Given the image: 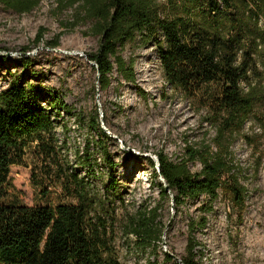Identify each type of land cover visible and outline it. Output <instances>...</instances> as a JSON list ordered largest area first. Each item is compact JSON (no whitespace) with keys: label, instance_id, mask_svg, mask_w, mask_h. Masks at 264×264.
<instances>
[{"label":"trees","instance_id":"16d2710c","mask_svg":"<svg viewBox=\"0 0 264 264\" xmlns=\"http://www.w3.org/2000/svg\"><path fill=\"white\" fill-rule=\"evenodd\" d=\"M37 3L0 0L1 7L19 15ZM58 3L59 8L77 11L78 19L89 23L98 38V50L88 60L101 91L109 88L114 75L133 84L134 61H126L122 53L127 46L150 45L166 84L203 111V120L213 129L209 142L187 146L175 162L161 153L155 155L156 162L145 158L160 201L170 200L178 209L202 198V210L208 214L222 196L243 211L247 191L240 183L242 170L233 163L232 146L239 137L248 139L243 129L255 113L260 112L264 124V0ZM18 63L23 70L31 65L28 58ZM61 113L86 129L82 150L72 158L66 139L60 140L56 131ZM98 118L94 113L85 119L57 91L21 83L20 78L0 91V264H121L117 231L136 254L155 257L160 251L164 227L158 207L136 211L118 223L116 211L123 199L117 165L107 149L112 139ZM60 128L67 135L66 124ZM28 154L33 162L31 182L40 194L58 189L72 204L27 207L7 201L13 192L9 169L24 166ZM98 161L105 173L97 170ZM193 163L199 164V172L190 171ZM205 227L206 217L191 221L185 256L177 261L162 253L163 262L201 264L194 234Z\"/></svg>","mask_w":264,"mask_h":264},{"label":"rangeland","instance_id":"374dc122","mask_svg":"<svg viewBox=\"0 0 264 264\" xmlns=\"http://www.w3.org/2000/svg\"><path fill=\"white\" fill-rule=\"evenodd\" d=\"M36 1V7L22 15L0 6V56L4 57V62H0V91L20 78L21 83L57 91L85 119L98 113L101 127L112 139L107 149L117 165L115 176L123 199L116 211L118 223L136 211L158 207V221L164 227L155 257L134 253L131 244L117 231L115 248L120 263L165 264L162 253L177 259L184 257L189 223L206 217V227L194 234L200 245L197 251L201 264H264V124L260 112L244 126L243 135L248 139L239 137L232 146L233 163L242 170L240 183L247 191L243 211L234 209L222 196L208 214L202 210L206 207L202 198L174 209L170 200L160 201L145 158L156 162L155 155L161 153L175 162L187 146L198 145L203 139L209 142L214 131L203 120V111L166 84L150 45L127 46L122 53L126 61H134L133 84H124L114 75L109 88L101 91L95 67L88 60L99 47L90 24L78 19L74 9L59 8V0ZM38 37L41 40L36 44ZM55 44L57 47L52 48ZM25 58L31 65L23 70L18 61ZM56 119L57 134L60 140L66 139L72 158L82 150L86 129L64 113ZM62 124L68 129L65 136ZM97 163V170L105 173ZM257 164L260 165L255 171ZM32 167L29 154L24 166L10 167L8 177L13 192L7 201L27 207L73 203L58 189L41 195L31 182ZM189 169L197 173L200 166L189 164Z\"/></svg>","mask_w":264,"mask_h":264},{"label":"water","instance_id":"95a60500","mask_svg":"<svg viewBox=\"0 0 264 264\" xmlns=\"http://www.w3.org/2000/svg\"><path fill=\"white\" fill-rule=\"evenodd\" d=\"M174 259H176L177 261H179V259H177V258H175V257H174Z\"/></svg>","mask_w":264,"mask_h":264}]
</instances>
